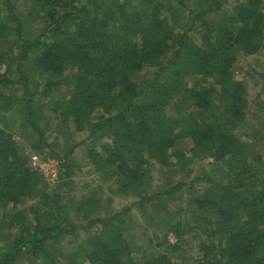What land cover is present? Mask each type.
I'll return each instance as SVG.
<instances>
[{"label":"trees","instance_id":"1","mask_svg":"<svg viewBox=\"0 0 264 264\" xmlns=\"http://www.w3.org/2000/svg\"><path fill=\"white\" fill-rule=\"evenodd\" d=\"M181 2L0 0V264H264V165L236 134L234 74L264 48V0ZM77 151L109 202L100 184L71 194ZM33 153L57 161L52 188ZM139 222L162 240L133 243Z\"/></svg>","mask_w":264,"mask_h":264},{"label":"rangeland","instance_id":"2","mask_svg":"<svg viewBox=\"0 0 264 264\" xmlns=\"http://www.w3.org/2000/svg\"><path fill=\"white\" fill-rule=\"evenodd\" d=\"M166 2H172L173 4H177L181 2L180 8L181 11L185 10V5H191L192 0H165ZM238 2V0H226V4L223 5L226 8L232 10L234 8L235 4ZM26 3V6H29L30 3ZM24 5V6H25ZM23 7V6H22ZM185 14V13H184ZM209 20H213L210 19ZM36 27V23L34 22H23V26L21 27V33L25 37L27 36L28 33L33 31ZM202 28L195 29L191 32L192 37L197 43H200V33L199 31ZM166 57H170L166 56ZM5 70V67H2L0 69V72H3ZM234 74L237 79H243L244 81L247 82L248 85V109L246 112V117H245V125H243L241 128L236 130V134L242 139H257L258 143H255L253 145L254 147V152L259 153L262 157V164L264 165V89H262V80L259 77V73H264V48L257 54L254 55H239L238 59L234 65ZM151 69H145L143 70L140 74H142L143 78H148L151 77L152 74L150 73ZM140 78V79H143ZM1 89H4V93H11L10 88L5 86H2ZM16 92H20L21 89L19 87H14ZM13 92V91H12ZM49 118V117H48ZM57 124V121H52L51 125L52 128H55ZM23 134V133H22ZM28 134L27 132L25 135ZM47 134L50 136L51 132H47ZM24 135V134H23ZM83 134L82 133H74L73 134V140L75 142L79 141L82 138ZM17 138H19L21 141L24 140L25 137H19V135H16ZM51 138V137H50ZM49 138V139H50ZM72 139V138H71ZM27 150H29V147L26 145ZM36 155L37 159H40L41 161L45 159H41V155L39 153H33L30 157V163L33 166V164H38L39 160H35V163L32 160V156ZM76 158L78 159L77 161L80 163L79 165V171H76V174L72 177L73 181V191L71 194L73 195H79L81 192L84 191V189H96V185L100 184L103 188L102 192L105 197L104 201H107L108 195H110V192L108 191L107 186L111 185L112 187H115V185H112L110 181H101L99 180V176L95 171H92L90 169V164L87 161V158H85L84 153L81 151L76 152ZM54 162L57 161L52 159ZM209 159L208 161H210ZM202 163L200 161H196L193 168H194V173L191 174L188 178H185V180L188 182L195 173L201 172V175L203 173L202 168ZM34 167V166H33ZM204 171L209 170L208 165H204ZM163 172H161L158 168H151V177L154 180V183H163ZM44 176V175H43ZM179 177V175H175L174 177ZM180 176H184V174H181ZM58 177V175H57ZM57 179V178H56ZM51 181L50 179L46 178L44 176V183L49 187L52 188L54 183L57 181ZM111 204L113 205L114 209L116 208H121L122 206L126 205L128 202L132 200V198H119L117 196H112L111 197ZM109 202V201H107ZM32 204L30 201L28 204ZM102 203H104L102 201ZM111 210V209H110ZM140 224L136 226V228L133 231V243H137L138 245H141L143 249L146 248H151L155 246L158 241H161V234H158L159 237H154V234L151 229H148L146 226L143 225L142 222H139ZM82 236L84 235L83 232ZM169 240L174 241L175 238L173 235H169ZM77 243V242H75ZM74 245H71L70 247H73ZM191 255V253H189ZM192 263V262H191ZM190 263V264H191Z\"/></svg>","mask_w":264,"mask_h":264},{"label":"built area","instance_id":"3","mask_svg":"<svg viewBox=\"0 0 264 264\" xmlns=\"http://www.w3.org/2000/svg\"><path fill=\"white\" fill-rule=\"evenodd\" d=\"M32 160L35 163V160H39L38 164H33L35 168H38L40 171H42V174L50 179L51 181H55L58 175V169L57 164L52 159H45L41 161L40 159H37L36 155L32 156Z\"/></svg>","mask_w":264,"mask_h":264}]
</instances>
